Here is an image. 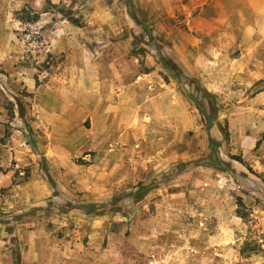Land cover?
<instances>
[{"label": "rangeland", "instance_id": "obj_1", "mask_svg": "<svg viewBox=\"0 0 264 264\" xmlns=\"http://www.w3.org/2000/svg\"><path fill=\"white\" fill-rule=\"evenodd\" d=\"M131 3L0 0V264H264V37Z\"/></svg>", "mask_w": 264, "mask_h": 264}, {"label": "crops", "instance_id": "obj_2", "mask_svg": "<svg viewBox=\"0 0 264 264\" xmlns=\"http://www.w3.org/2000/svg\"><path fill=\"white\" fill-rule=\"evenodd\" d=\"M191 2L195 6H199V10L193 16L189 11L190 20L192 25L199 29L205 44L221 47L234 45L235 29L239 28V23L249 20L245 16H241L245 12L251 13L252 21L251 26L245 28V33L255 31L259 38L264 37V0H245L243 11L237 5L224 7L223 0H191ZM227 2L235 4L233 0H227ZM205 59L211 60L209 57H205ZM60 117L62 116L60 115Z\"/></svg>", "mask_w": 264, "mask_h": 264}, {"label": "trees", "instance_id": "obj_3", "mask_svg": "<svg viewBox=\"0 0 264 264\" xmlns=\"http://www.w3.org/2000/svg\"><path fill=\"white\" fill-rule=\"evenodd\" d=\"M125 5L127 7V10L129 15L133 18V20L139 25L141 26V28L145 31L146 35L148 36V38L152 37V33H151V28L144 23V21H140L136 14L133 11H130L132 3L131 0H125ZM160 62L167 68H169V70H171L173 72L174 77H176L177 79L179 78V74L176 72L177 71V65L174 62L169 61V59L161 56L159 58ZM189 98L192 99L193 101H195L200 113L202 114L203 118L206 119V128L209 129L211 127V121H210V117L208 116V114L206 113V110L203 108V106L200 104V101L193 96L192 94H188Z\"/></svg>", "mask_w": 264, "mask_h": 264}]
</instances>
